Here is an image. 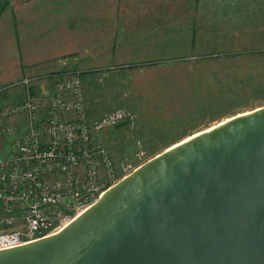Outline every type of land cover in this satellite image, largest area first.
Instances as JSON below:
<instances>
[{
  "label": "water",
  "instance_id": "obj_1",
  "mask_svg": "<svg viewBox=\"0 0 264 264\" xmlns=\"http://www.w3.org/2000/svg\"><path fill=\"white\" fill-rule=\"evenodd\" d=\"M184 139L0 264H264V105Z\"/></svg>",
  "mask_w": 264,
  "mask_h": 264
},
{
  "label": "crops",
  "instance_id": "obj_2",
  "mask_svg": "<svg viewBox=\"0 0 264 264\" xmlns=\"http://www.w3.org/2000/svg\"><path fill=\"white\" fill-rule=\"evenodd\" d=\"M5 29L17 60L0 64V88L6 93L0 104L11 92L19 101L29 92L44 95L53 88L54 74L69 69L81 72L83 81L98 75L103 81L106 72L91 71L120 67L105 74L109 79L127 73L126 67L159 61L264 56V0H26L0 14V35ZM24 79L31 80L29 87ZM87 90L89 116L108 112ZM103 132L99 139L116 160L122 140Z\"/></svg>",
  "mask_w": 264,
  "mask_h": 264
},
{
  "label": "built area",
  "instance_id": "obj_3",
  "mask_svg": "<svg viewBox=\"0 0 264 264\" xmlns=\"http://www.w3.org/2000/svg\"><path fill=\"white\" fill-rule=\"evenodd\" d=\"M54 75L51 91L29 92L1 111L25 124L0 125V212L7 227L0 231V250L57 233L148 160L141 140L133 157L115 160L99 139L130 115L126 110L92 118L79 71Z\"/></svg>",
  "mask_w": 264,
  "mask_h": 264
},
{
  "label": "rangeland",
  "instance_id": "obj_4",
  "mask_svg": "<svg viewBox=\"0 0 264 264\" xmlns=\"http://www.w3.org/2000/svg\"><path fill=\"white\" fill-rule=\"evenodd\" d=\"M24 1L0 0V14L13 11ZM13 47L11 33L5 29L0 35L1 65L2 62L11 64L17 60ZM159 63L163 62L159 61L155 66L126 67L127 73H116L108 76L109 79L104 78L105 74L120 67L108 66L91 71L106 72L103 81L97 79L99 75L83 81L79 72L88 95L93 97L97 94L102 100L99 105L101 110L124 109L130 114L115 128L108 129L112 134L117 133L116 137L122 140L121 148L118 147L121 154L116 160L133 157L136 140H141L142 150L149 159L194 132L264 105L263 54L236 58L212 56L196 62H168V65ZM3 76L0 71V78ZM2 92L0 88V94ZM18 99L11 92L5 98L6 102H1L0 120L3 121H0V125H21L20 121L12 120L20 116L1 112L2 108H12L20 102ZM5 142L7 138H4ZM4 143L1 144V151L6 147ZM1 219L0 212V231L6 230Z\"/></svg>",
  "mask_w": 264,
  "mask_h": 264
},
{
  "label": "bare ground",
  "instance_id": "obj_5",
  "mask_svg": "<svg viewBox=\"0 0 264 264\" xmlns=\"http://www.w3.org/2000/svg\"><path fill=\"white\" fill-rule=\"evenodd\" d=\"M184 138H185V137H184ZM184 138H183V141L186 140V139H184ZM179 141H180V140H179ZM177 142H178V141H177ZM181 142H182V141H181ZM175 143H176V142H175ZM175 143H174V144H175ZM177 144H178V143H177ZM171 146H174V145L172 144Z\"/></svg>",
  "mask_w": 264,
  "mask_h": 264
}]
</instances>
